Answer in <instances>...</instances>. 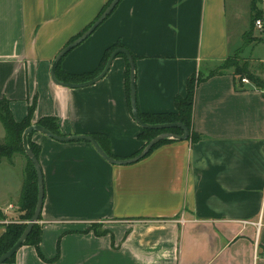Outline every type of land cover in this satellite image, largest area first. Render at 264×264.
<instances>
[{
    "label": "crops",
    "instance_id": "0c3cea01",
    "mask_svg": "<svg viewBox=\"0 0 264 264\" xmlns=\"http://www.w3.org/2000/svg\"><path fill=\"white\" fill-rule=\"evenodd\" d=\"M108 1L0 0V98L16 121L35 98L33 122L53 116L61 135H105L110 154L125 159L143 145L126 96V57L83 88L56 85L49 74L60 49ZM255 16L264 19V0H121L66 54L61 71L82 74L120 41L134 61L142 113L174 112L188 78H201L189 129L198 139L189 134L113 165L86 141L33 132L44 181L43 259L23 245L3 264H264V89L221 68L249 33L255 39L241 53L264 80V31ZM21 160L0 158V224L19 213Z\"/></svg>",
    "mask_w": 264,
    "mask_h": 264
},
{
    "label": "trees",
    "instance_id": "16d2710c",
    "mask_svg": "<svg viewBox=\"0 0 264 264\" xmlns=\"http://www.w3.org/2000/svg\"><path fill=\"white\" fill-rule=\"evenodd\" d=\"M121 1V0H120ZM111 2L109 0L100 10L97 17L103 12V10L108 6ZM96 17V18H97ZM257 18L255 16L252 19V24L254 25V20ZM90 26V25H89ZM89 26H87L81 33L77 36L71 38L67 44L81 35ZM249 33H245L243 38H247ZM124 47L120 41L116 42L115 44L107 47L103 53L102 58L99 61L97 67L90 72L82 73V74H72V73H63L60 69V65L62 59L60 60L57 69H56V76L60 81L63 82H83L93 77L97 76L102 69L104 68L108 57L110 56L111 52L118 48ZM125 57L123 54H119ZM118 55V56H119ZM234 58V57H233ZM232 57H228L225 61L221 64V68L233 67L235 69V74L240 75V77H247L251 80L257 87L264 89V80L258 78L257 76L250 74L249 71L246 69L245 66L238 63L237 60L233 59ZM126 59V58H125ZM127 60V59H126ZM217 71L210 72V76L214 75ZM129 74L130 68L127 61V69L125 75V88H126V96L127 101L130 107V99H129ZM201 80V78L192 75L188 78L186 82V93L184 96L176 95L174 98V112H166V113H142L138 111V114L141 120L147 124H164V123H172V122H180L184 124L188 129L191 127V118H192V107H193V99L195 94V87L196 84ZM36 108V99L34 98L32 102L27 107V113L25 117L20 120L16 121L13 118L9 101L5 98H0V123L4 129V137L3 140L0 141V158H11L16 154H20L24 156L26 159V165L24 167V180L22 184V188L18 198V208L22 213L19 217L20 221H17L15 224L9 223L4 231L0 235V255L5 253L8 249L12 247V245L17 241L20 237L21 233L25 229L27 222L32 217L36 200H37V182H36V173L34 167L30 161V159L25 155L23 147H22V133L25 128L32 124V117L34 110ZM36 124L43 126L44 128L48 129L54 134L61 135L59 131V126L57 120L53 116H45L38 119ZM163 132H170L173 134H181L182 129L180 128H169V129H160V130H150V129H143L138 135V138L143 141L142 147L133 155L139 153L143 147L156 135L163 133ZM33 133V132H32ZM30 133L27 137L28 146L33 152L34 156L39 158L40 148L37 144L31 141ZM91 136L98 142L101 148L111 157L116 158L115 156L111 155L108 151V138L102 134H91ZM190 138L192 140H197L198 136L194 133H190ZM175 139L165 138L157 142L151 150L147 153V155L157 146L174 141ZM132 155V156H133ZM40 219V216H39ZM41 241V229L37 223H35L27 236V239L24 245H32L37 250L38 255L43 259V256L39 249V243ZM13 255L9 258L5 263L12 262L14 259ZM55 260V259H54Z\"/></svg>",
    "mask_w": 264,
    "mask_h": 264
},
{
    "label": "water",
    "instance_id": "95a60500",
    "mask_svg": "<svg viewBox=\"0 0 264 264\" xmlns=\"http://www.w3.org/2000/svg\"><path fill=\"white\" fill-rule=\"evenodd\" d=\"M120 0H111V2L108 4V6L103 10V12L93 21V23L77 38H75L73 41L66 44L60 51L56 54L54 57L51 68H50V79L51 81L60 86H65L68 88H83L87 86H91L97 82H99L108 72L109 68L111 67V64L113 60L119 55L123 54L128 63L130 68V74H129V99H130V109L131 114L136 121V123L143 129H150V130H160V129H169V128H180L182 129L181 134H173L170 132H163L158 135H156L154 138H152L144 147L143 149L125 159H117L114 157L109 156L98 144V142L88 134H82V135H57L49 131L48 129L44 128L43 126L33 123L27 128L24 129L22 133V147L24 150L25 155L30 159L35 173H36V182H37V200L36 205L32 214V217L27 222V225L23 232L21 233L20 237L17 239V241L12 245L10 249H8L5 253L0 255V264L5 263L9 258H11L13 255L16 254V252L24 245L28 234L30 233L33 225L39 221V216L41 214L42 206H43V199H44V181H43V174L42 170L39 164V161L34 156L33 152L28 146L27 137L32 132H39L51 139L61 141V142H71V141H86L90 143L94 149L97 151V153L107 162L113 164V165H128L135 163L145 157L147 153L151 150V148L160 140L165 138L175 139V140H186L189 137V129L180 122H172V123H164V124H147L144 123L137 111L136 107V91H135V75H134V61L129 53V51L125 47H118L114 49L110 56L108 57L106 64L102 71L92 79H89L87 81L73 83V82H63L60 81L56 76V69L60 62V60L68 54L72 49H74L76 46L81 44L84 40H86L102 23L103 21L112 13V11L115 9V7L118 5Z\"/></svg>",
    "mask_w": 264,
    "mask_h": 264
},
{
    "label": "rangeland",
    "instance_id": "374dc122",
    "mask_svg": "<svg viewBox=\"0 0 264 264\" xmlns=\"http://www.w3.org/2000/svg\"><path fill=\"white\" fill-rule=\"evenodd\" d=\"M253 39H255L254 36L251 35V34H249L248 37L244 39V41H243V43L241 44V46H243V47L246 46L247 43L250 42V41L253 40ZM243 47H241L239 50H237V51L233 54V56H231V57H232V58L234 57L233 59L237 60L239 64L245 66L246 69L249 71L250 74H253V75L257 76L258 78L262 79V77H261V76L256 72V70H255V68L257 67V64H253L252 61H251V59H250L249 57H247V56H245L244 54L241 53ZM245 54H246V52H245ZM252 68H254V70H253ZM33 123H35V122L32 121V124H33ZM21 162H23V163H22L23 166L26 165V159L24 158V156H22V160H21ZM15 204H16L17 207H18V201H17ZM17 210L19 211V213H17V215L15 216V217H16V218H15L16 220H13V221L11 222V223H13V224H15L17 221L22 222V221H20V219H19V217H20V215H21L22 213L20 212L19 208H17ZM0 220H1V219H0ZM8 224H9V223H8ZM8 224H3V223L0 224V225H2V227H3V230H2V231H4L5 227H6Z\"/></svg>",
    "mask_w": 264,
    "mask_h": 264
},
{
    "label": "built area",
    "instance_id": "2783aa9c",
    "mask_svg": "<svg viewBox=\"0 0 264 264\" xmlns=\"http://www.w3.org/2000/svg\"><path fill=\"white\" fill-rule=\"evenodd\" d=\"M254 27L257 30L264 31V19L257 18L254 20ZM242 82H247V79L243 78Z\"/></svg>",
    "mask_w": 264,
    "mask_h": 264
}]
</instances>
